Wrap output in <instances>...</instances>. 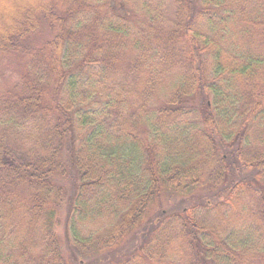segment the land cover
<instances>
[{"label": "trees", "instance_id": "obj_1", "mask_svg": "<svg viewBox=\"0 0 264 264\" xmlns=\"http://www.w3.org/2000/svg\"><path fill=\"white\" fill-rule=\"evenodd\" d=\"M0 264H264V0H0Z\"/></svg>", "mask_w": 264, "mask_h": 264}, {"label": "rangeland", "instance_id": "obj_2", "mask_svg": "<svg viewBox=\"0 0 264 264\" xmlns=\"http://www.w3.org/2000/svg\"><path fill=\"white\" fill-rule=\"evenodd\" d=\"M203 192H207V191H205V189H204ZM207 193H209V192H207ZM196 194L200 195L201 192H197ZM182 201H183V198H181V197H170L169 199L163 201V208L164 209H172V208L177 209L182 205V203H183ZM185 201H186V205H190V204L194 203V200H189L188 198H185ZM62 213L65 216V212H62ZM62 226H63V224H60L59 227L57 228L58 233H62Z\"/></svg>", "mask_w": 264, "mask_h": 264}]
</instances>
